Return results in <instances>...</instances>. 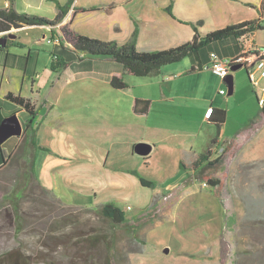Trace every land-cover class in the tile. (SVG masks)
Segmentation results:
<instances>
[{"label": "crops", "instance_id": "1", "mask_svg": "<svg viewBox=\"0 0 264 264\" xmlns=\"http://www.w3.org/2000/svg\"><path fill=\"white\" fill-rule=\"evenodd\" d=\"M60 7L66 11L53 26L22 25L0 31V39L6 37L0 45V123L15 114L21 125L15 139L0 143V164L2 156L22 140L27 118L5 98L12 93L29 98L37 113L32 123L33 161L41 186L59 200L68 195L59 190L71 191L76 206L113 202L123 210L119 203L133 194L139 200L138 214L143 213L157 196H170L194 177L192 163L209 147H197L203 123L209 124L208 112L229 102L218 100L225 95L219 91L227 83L210 69L209 54L230 58L264 47V30L209 42L198 54L139 77L125 73L110 58L74 51L62 39L61 27L67 25L76 33L119 44L136 32L137 50L152 51L249 19L264 24V0H0V9L47 19H53ZM52 36L59 37L60 43L47 42ZM237 69L229 72L233 88L228 95L241 93L244 79ZM113 78L125 86L113 87ZM248 82V97H255L256 114L236 130L228 129L225 117L216 144L210 148L206 171L221 161L219 154L214 155L216 149L264 137L263 108L249 77ZM137 99L148 103L144 112L135 111ZM138 143L150 145L149 152L137 154L134 147ZM160 152L169 159L173 156L166 163L176 168L157 190L149 186L155 181L146 169Z\"/></svg>", "mask_w": 264, "mask_h": 264}, {"label": "rangeland", "instance_id": "2", "mask_svg": "<svg viewBox=\"0 0 264 264\" xmlns=\"http://www.w3.org/2000/svg\"><path fill=\"white\" fill-rule=\"evenodd\" d=\"M236 72L244 79L241 93L228 95L224 84L225 95L218 97L229 99L222 106L233 130L257 108L255 97H248L247 69ZM216 133V126L205 121L197 147L204 149ZM216 154L221 161L207 172L224 180L220 198L192 177L170 196H157L155 206L143 213L130 195L119 203L124 223L113 224L85 208L90 205L76 206L71 191L59 190L68 194L59 202L34 190L20 207L24 220L17 233L12 210L3 203L13 183L14 167L8 164L0 170V264H264V137L216 149ZM168 157L160 152L146 169L157 190L176 168L166 163L173 158Z\"/></svg>", "mask_w": 264, "mask_h": 264}, {"label": "trees", "instance_id": "3", "mask_svg": "<svg viewBox=\"0 0 264 264\" xmlns=\"http://www.w3.org/2000/svg\"><path fill=\"white\" fill-rule=\"evenodd\" d=\"M65 11V7H60L59 12L53 19H47L37 15L18 13L14 9H0V31L9 30L11 27H19L22 25L53 26L61 21ZM198 23L200 24L201 21H198ZM254 30H264V24H262L258 19H249L213 30L206 33L199 39L198 35L195 34L191 41L182 43L178 46L152 51H139L135 46L136 32L132 33L127 42L119 44L115 40H101L76 33L67 25H64L60 29L62 39L67 42L74 51L84 52L93 57L110 58L119 63L123 67L125 73L131 76L139 77L155 73L166 64L178 62L185 57L198 54L209 42L222 40L228 37L236 39L251 33ZM111 85L115 88H122L125 86V83L118 78H113L111 80ZM5 98L21 108L27 115L25 122H23L21 142L15 146L11 153L6 156H2V162L0 164V170L5 168L8 164L9 167H14V174L12 175L13 183L3 197V203L7 204V206L12 210L15 222V232L17 233L21 230V225L24 220L20 212V207L22 203H24L26 195H29V193L34 190H39L40 192L51 195L56 201L61 202V200L53 196L47 189L41 186L35 175L33 161L35 142L32 123L37 116V113L34 109V105L31 103L29 98L14 95L12 93H7ZM147 106L148 103L146 101L144 102L137 99L135 101L134 109L137 112H144L147 109ZM225 117L226 111L224 108H210L207 120L209 123L216 126L217 133L210 140L207 150L204 153H201L192 163L194 177L211 187V193L216 198H220L221 196L224 180L207 172L206 166H208L207 160L211 154L210 148L216 144L218 131L220 126L225 121ZM188 182L189 180L187 179L185 181V185L188 184ZM149 186L152 188L155 187L153 182L149 183ZM155 203L156 198L150 207L151 209L155 206ZM85 208H91L90 210L109 219L113 224H121L125 221L123 210L116 206L113 202H107L99 206ZM12 253L13 251L5 253L7 258H10L8 259L10 262L12 261ZM14 264H16V262H14ZM107 264H110V262H107Z\"/></svg>", "mask_w": 264, "mask_h": 264}, {"label": "built area", "instance_id": "4", "mask_svg": "<svg viewBox=\"0 0 264 264\" xmlns=\"http://www.w3.org/2000/svg\"><path fill=\"white\" fill-rule=\"evenodd\" d=\"M47 41L59 44L60 38L52 36ZM209 58L210 69L221 78L230 72V66L235 64L244 66L247 69L249 80L256 90L257 103L264 109V47H253L230 58H222L217 53L211 52ZM219 92L224 93V90L220 89Z\"/></svg>", "mask_w": 264, "mask_h": 264}, {"label": "water", "instance_id": "5", "mask_svg": "<svg viewBox=\"0 0 264 264\" xmlns=\"http://www.w3.org/2000/svg\"><path fill=\"white\" fill-rule=\"evenodd\" d=\"M2 40V42H1ZM6 37L0 39V45L5 43ZM242 67L241 64H236L230 66V70H235L236 68ZM223 80L227 83L228 94H231L233 84H232V74L228 73ZM21 133V125L15 114H11L5 117L0 123V143L5 139L13 135H19ZM150 145L146 143H138L134 147V151L139 155H145L149 152Z\"/></svg>", "mask_w": 264, "mask_h": 264}]
</instances>
